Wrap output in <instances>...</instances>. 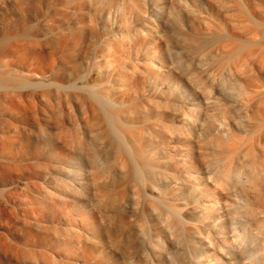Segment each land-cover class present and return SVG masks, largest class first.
<instances>
[{
    "label": "rangeland",
    "instance_id": "obj_1",
    "mask_svg": "<svg viewBox=\"0 0 264 264\" xmlns=\"http://www.w3.org/2000/svg\"><path fill=\"white\" fill-rule=\"evenodd\" d=\"M64 5L0 0V18L31 16V26L54 19L47 29L39 25L46 33L37 37L44 44L58 31L57 56L78 62L81 78L113 102L123 140L134 154L139 144L154 158L157 180L144 185L125 174L126 157L115 155L117 140L98 106V201L40 172L37 185L31 181L26 264H55L57 250L64 264H264V0ZM12 91L0 94V118L14 123L28 102L16 104ZM81 100L73 92L65 107L75 140ZM26 126L35 128L31 110ZM140 155L135 162L143 168L147 159ZM81 170L85 188L89 175L86 166ZM90 221L111 239L99 237ZM7 229L0 214V235Z\"/></svg>",
    "mask_w": 264,
    "mask_h": 264
},
{
    "label": "bare ground",
    "instance_id": "obj_2",
    "mask_svg": "<svg viewBox=\"0 0 264 264\" xmlns=\"http://www.w3.org/2000/svg\"><path fill=\"white\" fill-rule=\"evenodd\" d=\"M37 1L50 2L58 5L56 9H59L65 6L66 0ZM53 23L52 17H44L38 24L31 26V16H17L14 12L0 18V94L7 89L13 90L8 93H11L9 96L12 95L16 104L21 105L23 100L28 102V105H21L22 112L15 113L16 122H9L5 117L0 118V214L4 217L9 235H0V264H26L31 259V181L33 180V185H37L35 179L40 172L46 171L59 180L57 182L60 184L73 190L78 189L87 201L93 204L98 201L95 121L98 106L105 110L109 135L113 134L112 138L117 140L115 155L122 154L126 157L125 174H131L127 176H132V180L136 179L144 185H155L157 180L155 166L151 165L154 158L147 156L139 144L135 154L138 156L142 153L140 156L147 159V169L153 167V171L144 168L146 165L139 168V164L135 162V154L127 146L125 138L123 140L121 130H125V125L121 118L119 120L113 102L101 94L95 84L81 78L82 71L78 62H65L57 56L60 52L58 31H50L49 39L44 44L37 37L40 33H46L39 25L47 29ZM79 51L81 47L78 44L76 54ZM73 92L82 96V111L77 124L81 134L76 140L65 123V107ZM30 110L35 128L26 126L29 123ZM0 111L4 112L1 104ZM54 141L70 147L71 153L57 152ZM83 165L87 168L86 175H89L86 189L83 186L84 176L81 170ZM35 168H39V172H33ZM143 170L148 172L144 173ZM110 183L113 187L114 180ZM171 183L172 179L168 181L169 187L173 186ZM152 206L157 207L154 203ZM174 214L175 211L170 217L174 218L170 221L173 226L177 223L176 219L179 222ZM88 223L99 237L106 238L107 241L111 239L108 232L103 233L96 229L94 222ZM60 224L63 229L66 227L65 221L59 220ZM260 227L264 230V222L260 223ZM55 255V264H64L61 252L57 250Z\"/></svg>",
    "mask_w": 264,
    "mask_h": 264
}]
</instances>
